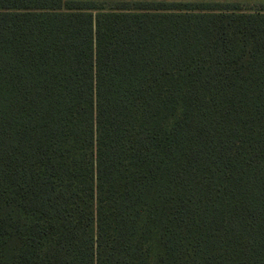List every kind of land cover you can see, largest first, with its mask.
<instances>
[{
  "label": "trees",
  "instance_id": "1",
  "mask_svg": "<svg viewBox=\"0 0 264 264\" xmlns=\"http://www.w3.org/2000/svg\"><path fill=\"white\" fill-rule=\"evenodd\" d=\"M0 264H264V4L0 0Z\"/></svg>",
  "mask_w": 264,
  "mask_h": 264
},
{
  "label": "rangeland",
  "instance_id": "2",
  "mask_svg": "<svg viewBox=\"0 0 264 264\" xmlns=\"http://www.w3.org/2000/svg\"><path fill=\"white\" fill-rule=\"evenodd\" d=\"M100 5L109 8L113 6H117L119 3L129 2L133 3L136 1H157V0H93ZM161 1H193V2H200V1H218V0H161ZM219 1H226V0H219ZM232 2L239 3L243 8L246 10L253 9L259 7L261 4H264V0H228Z\"/></svg>",
  "mask_w": 264,
  "mask_h": 264
},
{
  "label": "crops",
  "instance_id": "3",
  "mask_svg": "<svg viewBox=\"0 0 264 264\" xmlns=\"http://www.w3.org/2000/svg\"><path fill=\"white\" fill-rule=\"evenodd\" d=\"M93 1V0H92ZM216 2H232V1H228V0H226V1H216Z\"/></svg>",
  "mask_w": 264,
  "mask_h": 264
}]
</instances>
